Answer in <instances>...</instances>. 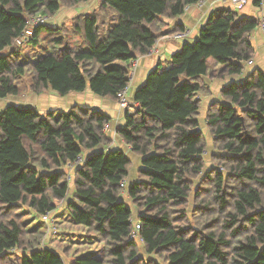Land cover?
<instances>
[{
	"label": "trees",
	"instance_id": "obj_1",
	"mask_svg": "<svg viewBox=\"0 0 264 264\" xmlns=\"http://www.w3.org/2000/svg\"><path fill=\"white\" fill-rule=\"evenodd\" d=\"M89 1L0 0V100L22 95L27 77L36 94L89 91L117 104V94L130 84L131 63L148 56L161 37L186 31L179 23L169 29L167 21L200 0H104L62 25L28 24ZM259 23L232 9L212 12L196 39L158 60L134 92L116 134L139 158L137 179L126 189L135 218L121 196L130 160L121 150L102 152L111 142V118L79 106L45 115L6 106L0 112V264H159L153 258L264 264V73L254 69L242 82L224 86L208 106V170L206 137L195 132L200 98L210 94L204 79L243 72L254 56L250 36ZM41 41L47 54L36 59ZM16 44L33 51L13 50ZM214 64L222 66L215 76ZM84 155L71 171L69 194L66 168ZM58 210L59 224L83 229L80 242L102 244V255L88 252L66 263L48 246L46 225L32 222ZM133 218L141 243L130 238ZM141 247L148 259L141 258Z\"/></svg>",
	"mask_w": 264,
	"mask_h": 264
},
{
	"label": "crops",
	"instance_id": "obj_2",
	"mask_svg": "<svg viewBox=\"0 0 264 264\" xmlns=\"http://www.w3.org/2000/svg\"><path fill=\"white\" fill-rule=\"evenodd\" d=\"M99 0H90L87 4H85L84 11L82 10L81 13H90L96 10V6ZM220 9H232L229 4L222 3L219 0H205L202 5H194L188 7L185 12L174 20L167 21L168 28H172L177 23L181 24L188 34V38L182 41H173L169 40L168 38L162 37L158 40V47L161 54L157 55H148L144 57H137L134 61L137 63L136 69L134 71L133 80L129 86V90L127 92L126 98L129 101H133L134 92L138 87H140L149 72H151L157 64L158 60L167 61L169 56L175 53L177 50L180 49L181 44L185 41L188 43H192L198 34V30L204 23L206 22L208 16ZM239 18H258L260 19L261 16L264 17V11L262 12L258 7H256L255 0H247L246 5L242 7L240 10L235 11ZM80 14V12H77ZM76 14V15H77ZM70 16V15H69ZM64 18V17H63ZM65 19V18H64ZM250 42L254 49V56L252 58V66H245L243 72L238 76H230L226 77L223 80L220 79H212L206 80L209 86V95L207 98H204L203 105L205 106L204 115L200 117V121L205 117L206 110L208 106L214 102L219 100L220 90L230 84V83H240L242 82L246 76L253 71L254 69L259 70L264 73V34L260 28H257L251 33ZM222 66H217L215 70L220 71ZM53 94V93H52ZM41 97H45L44 101H49L45 106L44 110H40L37 107L38 111L46 113L48 110H60V111H67L69 108L73 106L79 107H87L92 109H98L103 114L107 115L111 118L110 125L113 127L115 123L118 126H122L124 124L123 114L119 112L118 106L114 101L108 99H102L100 97L95 96L94 94L86 91L84 93H77V94H69L65 97H56L55 95H50V99H47V95H40ZM40 97V98H41ZM57 98V100L55 99ZM40 100V99H39ZM5 108L3 105V101L0 100V112ZM115 129H117L115 127ZM116 131V130H115ZM111 134H107L108 138L111 140L110 144L107 147L103 148V151H111V150H121L125 153L126 157L131 160L133 159V163L136 165V170L139 163V158L132 154L127 146L123 143V141L117 136L116 132ZM85 158V157H84ZM135 177V176H134ZM133 177L129 176L127 178L128 182L133 181Z\"/></svg>",
	"mask_w": 264,
	"mask_h": 264
},
{
	"label": "rangeland",
	"instance_id": "obj_3",
	"mask_svg": "<svg viewBox=\"0 0 264 264\" xmlns=\"http://www.w3.org/2000/svg\"><path fill=\"white\" fill-rule=\"evenodd\" d=\"M103 1L104 0H99V2L97 3L96 9L99 8V6L101 5V3ZM84 9H85V5H81L79 7L73 8V9H62L53 18H51L49 20H47V18H45L46 19L45 22H47V24H50V25H53V26L62 25V23L64 21H66V22L70 21L69 18L74 17L77 14V12H80V14H85V13H81L82 10L84 11ZM169 36H171V35L164 36V38L165 37H169ZM169 40H171V39H169ZM173 41H176V40H173ZM44 47H45V43L43 41H41L40 42V46L37 49L34 50V58L38 59L40 56H44L45 54H47V52L43 49ZM20 48L22 50V53H25L26 51H29L30 53H32V51H33V48L31 46H29V45H24L23 47H19L16 44V45L13 46L12 49L13 50H18ZM157 50H158L157 53L161 54V52L159 51L158 44H157ZM136 65H137L136 62H134V63L132 62L131 63V68H130V74L131 75L130 76H131L132 80H133L134 71L136 69ZM245 66H246V64H244L243 70L245 69ZM163 67L166 68L167 64L164 63ZM216 67L217 66L215 64L212 67L214 76H215L216 73H218L217 70H215ZM132 73H133V75H132ZM205 79L210 80L208 78H205ZM205 79H204V81L206 82ZM29 81H30L29 78H27V77L24 78L21 81V86L23 88V92L24 93L22 95L18 96V97H8V98L2 100L3 101V105L5 107L8 106V105H14V106H18V107H34L35 109H37V107H39L40 110H44V106L49 101H44L45 97H41L40 96V95H44V94H36V93L28 90L29 84H30ZM25 89H27V91H24ZM45 94L47 95L46 96L47 99H50V95H55L56 97H58L56 94H52V92H48V93H45ZM207 97L208 96H206V97L202 96L200 98L201 102H202L200 117H203V115H204L205 106L203 105V100H204V98H207ZM55 99L57 100V98H55ZM117 108L119 109V107H117ZM37 111H38V109H37ZM119 112L124 115V112H122V111H119ZM39 113L41 115H45L44 112H40L39 111ZM204 121H206L205 117L200 121V124H203ZM115 127L118 129L120 126L117 127V123H115L113 125V127H111V125L109 124L107 129H106V133L107 134H111V133H114L115 130L117 131V129H115ZM204 136L206 137V142H207V149H206V153L204 155V158H205V170H208L209 167H211V165H212L211 161H210V157H211L210 152L212 151V148H211L212 136H210L208 131H204ZM85 155H86V153H85ZM85 155L83 156V160L86 159L87 156H88V155L87 156H85ZM89 155H91V153ZM133 162H134L133 159H131L130 160L131 165H130L129 171H130V176L133 177L132 178L133 181H136V179H137V170H136V165ZM66 170L68 171V169H66ZM72 170H70V176L67 178L68 179V184H69V187H70L69 194H71L73 192V182H72V172H71ZM201 178H202V176H199V178H197L195 180V184L196 185L199 184L198 182H199V179H201ZM128 184H129V182L126 180L125 183H124V186H122V188H123V191L121 193L122 201H125L127 206H129V207H131L133 209V212H134V216L133 217L135 218V214H136L135 209H134L130 199L127 196V190L126 189L128 187ZM189 202H190V206L186 209V213L190 216L194 209H193V206H192V199H190ZM59 212L61 213L60 210L56 211L55 213L53 212L52 213V218L55 219L56 216L59 214ZM29 217L30 216H28V218ZM55 220H56L57 224H59L60 220L58 218H56ZM32 224L34 226H40L43 229L45 228L44 222L39 221V220L33 221ZM50 227H52V226L50 225ZM58 228H59V232L61 234H53V233H51V234L49 233L48 234L47 233L45 241L48 244V246H50L53 250L59 252L60 254H62L64 256L66 263H68V261L70 259H72L74 256H76V257L77 256H84L88 252L102 255V253L104 251V246L102 244L96 243V244H93V245H91V244L88 245L87 243L80 242L84 238V237L82 238V236H80V235L84 236L83 229H81L79 227L70 226L67 223L59 224ZM139 242H137V243H139ZM65 250H67L66 253H64ZM140 256H141L142 259H148V257L146 256V254H145V252H144L142 247H141V251H140ZM153 259H155L156 262H158L159 264H165L163 261H160L158 258H153Z\"/></svg>",
	"mask_w": 264,
	"mask_h": 264
},
{
	"label": "built area",
	"instance_id": "obj_4",
	"mask_svg": "<svg viewBox=\"0 0 264 264\" xmlns=\"http://www.w3.org/2000/svg\"><path fill=\"white\" fill-rule=\"evenodd\" d=\"M205 0H200L197 4L198 5H202V3L204 2ZM220 2L222 3H227L230 5V7L232 8V10L234 11H237V10H240L242 7H244V5H246V2L247 0H219ZM258 4V9H260L262 12L264 11V0H255ZM260 20V23H259V27L261 29V31L263 32L264 34V17L261 16V18L259 19ZM46 19L44 17H37L33 20H30L28 22V24L30 26H35V25H38V24H43L45 23ZM27 34H30V32L27 31ZM190 34H188L187 31H184L183 33H178V34H174V35H171L169 37H165V38H168V39H171V40H176V41H182L184 40L186 37H188ZM157 44H158V40L155 42L154 46L151 48V50L149 51V55H157L158 53V50H157ZM246 66H252L253 62L252 61H249L247 63H245ZM131 75V74H130ZM133 75V73H132ZM131 81H132V78L130 76V84H131ZM129 84V86H130ZM129 86L126 87L125 89L121 90L118 94H117V106L119 107V111H122V112H125L126 110L130 109L131 107H133L134 103L133 101H129L127 100L126 98V95H127V92L129 90ZM107 129V128H106ZM204 131H207V122L204 121L203 124H201L195 132H202L204 133ZM84 162L83 158H79L78 160H76L74 163L70 164L67 166L66 169H68V177L70 176V170L78 167V166H81L82 163ZM124 183L125 181L121 184V187L124 186ZM53 213V212H52ZM52 213H46L45 215H43L42 217V222H44V224L46 225L47 227V233L51 234H57L56 232V228L53 226V218H52ZM50 225L52 227H50ZM133 230L130 234V238L133 239V240H138V241H141L140 238H139V229H140V226L138 224V222L134 219L133 221ZM141 243V242H140Z\"/></svg>",
	"mask_w": 264,
	"mask_h": 264
}]
</instances>
